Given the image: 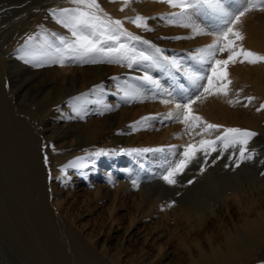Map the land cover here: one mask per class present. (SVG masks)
Masks as SVG:
<instances>
[{
  "label": "bare ground",
  "instance_id": "6f19581e",
  "mask_svg": "<svg viewBox=\"0 0 264 264\" xmlns=\"http://www.w3.org/2000/svg\"><path fill=\"white\" fill-rule=\"evenodd\" d=\"M177 2L179 1L177 0ZM234 6L242 7L243 4L237 2ZM171 8L170 10L174 11ZM177 13H181V10ZM253 13L242 17L241 22L235 25L233 30L240 32L244 37L242 41L237 42L238 46L264 55V10L260 13ZM188 15L190 18L188 17L189 19L183 24H177L172 19L173 22H168L171 29L168 37L176 40L173 42V52L176 54L175 57H167L164 61L166 64L162 62L161 65H155V69L151 68L150 71H147L150 75H153L156 70L163 69V72L158 74L152 82L141 84V87L135 90V94L132 93L134 88L130 85L128 90L125 91H122V87L112 89L104 87V85L99 88V91L97 90L98 92L95 91L97 93L92 97L90 95L86 96L81 101L88 103V107H93L92 112H95V119L91 116L90 120L85 119V114L83 110L81 112V108L77 106L78 104L72 106L74 108L72 111L81 113L82 119L92 121L91 123L100 134L99 136L98 133L96 134L98 136L97 140L89 147L92 148V156L84 154L78 158L76 160L77 163H80L78 166L74 167L68 165L69 163H60L61 156L65 151L61 152L58 146L69 145L67 137L65 135L58 138L50 137L51 135L49 136L47 133L48 128V130H43L37 123H34L32 114L22 109L21 103L18 101V95L10 91V81L4 78L3 84L9 101L6 104L4 103L5 112L0 113V218L7 224L11 223V227L13 226L12 223L18 221H20L19 225L23 228L26 227L21 231L8 226L4 229L11 239V244L8 245L7 249L20 253L22 264L27 263L25 262L26 257L22 255L25 250L22 244L17 245L14 240L18 238L21 241L25 231L26 233L30 231L36 239L39 235L38 222L36 225L28 211L24 210L22 214L19 210L22 203L27 204L26 200L29 201L28 205L30 203L34 205V200L27 194L28 190L36 189L38 191V199L45 202L48 215L54 219L58 217L59 212L57 208H53L57 204L54 203L53 196L56 194L59 185L69 189L75 187L79 180L90 187L105 185L115 192V198H119V195L125 197L129 192L141 193L147 185L154 182L157 169L160 167L166 169L171 156H180L179 153H183L186 145H191L189 151H192L193 148L201 146V141H215L217 136L224 135V129L227 128H239L255 132L256 135L248 141V144H250L257 134L260 136L261 131H264V108L261 107V105H264V62L256 64L247 62L230 63L226 68L227 80L231 81L230 84L227 81L218 83L215 78L211 85L205 83L207 79L194 81L193 74L213 76L212 65L200 59L201 53L199 50L213 43L218 32L224 27V20L227 18L211 12H208L206 17L200 15L201 18L195 19H192L190 13ZM203 22L205 25H202ZM194 29L202 31L198 33ZM226 58L227 53L216 55L217 60ZM216 67L219 68L218 65ZM105 76L106 74H103L102 78H105ZM63 79H68V76L64 75ZM206 87L210 88L213 93L218 94L209 95L204 91ZM224 89L228 90L227 95L223 94ZM203 94L204 96H202ZM198 96L201 97L200 100H196ZM248 97L254 99L249 101ZM124 99H129L134 103L144 102L146 107L136 111L132 116L121 113L117 119H112L111 115L108 117L110 113L122 107V100ZM189 100L193 101L190 105L192 114L201 116L203 121L207 122L203 127L199 126L201 122L193 121L191 125L187 126L182 122L187 109H177L176 105L183 106L188 104ZM62 103L58 99L55 103H52L53 105L50 106L47 117H56L59 111L62 110L60 119L64 120L62 126H65L68 123L67 116L69 115H67V112L72 107L65 100ZM85 109L86 107L84 111L87 110ZM169 113H172L174 118H168ZM98 117L103 118V123L96 120ZM69 119L71 121L75 120L74 117ZM55 123L58 124V121H55ZM207 124L221 127L211 130L207 128ZM161 128H165L166 133L159 136L157 130ZM107 141L112 143L114 141V144L118 146L108 153L107 158L102 160L99 155L102 153L103 148L108 145ZM171 146L176 147L171 150ZM212 147L215 148V151L209 148L208 152L221 151L223 153L224 150L221 148L225 146L221 142H216ZM145 149H151V151H143ZM157 149L162 150L158 151ZM196 154L204 153L197 152ZM229 157L227 156V159ZM130 161H132V166H130ZM218 162L219 157L210 162L212 166H215V170L209 164H204L199 168L200 171L203 169L201 172L208 179L207 186L202 184L201 189L208 191L210 182L219 185V181L215 180L216 171L221 170V168L226 169V167L221 161L219 164ZM125 163L127 164L125 165ZM153 163H155L154 166H152ZM231 164L235 166L233 161ZM237 165L232 170L238 168ZM148 166H152L151 172H147V169H150ZM208 170L212 172L209 173ZM232 170H229V176L234 172ZM153 178L154 180H151ZM241 185L227 180L226 187L222 191V203L220 204L213 199H208L204 205L206 209H203V207L180 208L179 214L186 221L185 228L198 227V230H194L188 238L184 233L178 236L179 244L189 247L188 243H195L197 246L196 252L190 251L188 253V264H264V255L259 256L257 254V250L262 247L264 240V211L261 207L264 203V201H261L264 195H243L242 193L247 194V191ZM161 193L160 190L150 192L146 200L147 206H144L145 209L137 210L134 213L123 232L122 246L132 238L137 223L142 217L149 219L163 212L165 205ZM259 201L261 202L259 203ZM236 213L242 221L240 225L242 228L238 225V227L236 226L237 231L234 232L229 229L225 219L228 218L235 223L234 215ZM143 218L142 220H144ZM193 218H195L194 221H192ZM165 221L167 222L161 221V224L155 227L153 232L147 231L146 228L143 230L140 228L144 232V236L139 248L141 252L139 259L144 261L145 264H167L170 257L179 258L174 251L173 238L166 235L167 232L162 230L165 224H169V217ZM213 223L226 226L225 245L214 240L215 233L210 231ZM173 226L174 230H179L177 222ZM202 233L205 234L207 244L199 241L198 236ZM173 234L175 236V233ZM38 245L43 248L40 243ZM63 245L67 256L72 260L74 259L75 263L76 248L67 238H63ZM4 247L0 245V264H9L5 256L7 250ZM91 248L93 255L89 258V261L97 264L99 259L95 258L97 248L94 243Z\"/></svg>",
  "mask_w": 264,
  "mask_h": 264
},
{
  "label": "rangeland",
  "instance_id": "374dc122",
  "mask_svg": "<svg viewBox=\"0 0 264 264\" xmlns=\"http://www.w3.org/2000/svg\"><path fill=\"white\" fill-rule=\"evenodd\" d=\"M237 2H241L243 6L235 7L234 4ZM96 3L99 6V11L88 9L85 4H77L73 0H0V113L5 112L4 106L9 101L3 84L4 78H7L10 81V91L18 95L22 109L32 114L34 123H37L43 130L48 128L47 133L49 136L51 135L50 137L58 138L64 135L67 137L69 145L58 146L61 152L65 151L61 156L60 163H69L68 165L74 167L80 165L76 160L84 154L92 156V148L89 147L100 134L91 123L92 121L82 119L81 113L72 111L74 109L72 106L78 104L81 112L83 110L85 114V119L90 120V116L95 119V112H92L93 107H88V103H83L81 101L83 98L89 95L92 97L104 85V87L112 89L122 87V91L128 90L130 85L134 88L132 93L135 94V90L141 87V84L152 82L158 74L163 72V69L156 70L153 75L147 71H150L151 68L155 69V65H161L167 57H175L173 42L176 40L168 37L171 30L168 22L171 19L177 24H183L190 18L188 13L192 15V19L201 18L200 15L206 17L208 12L222 15L219 10L203 2H197L192 9L188 10V13L183 15L177 13L181 10L180 8L175 7L174 9L167 0H128L127 6H125V0H96ZM168 5L174 11H171ZM221 6L224 11L235 13L242 10L247 4L245 0H221ZM77 8L95 13L105 22L103 24L97 22L96 28L92 30L90 28L84 32V35L94 40L97 48L103 51L82 57L68 47L76 40V37L73 36L70 27H65L58 21L67 19L69 15L74 14V10ZM64 9L71 11L63 13L61 10ZM262 11L255 8L247 14ZM162 12L166 14L164 15ZM137 15L146 18L144 22L147 27H138L131 22ZM109 18L113 21L120 20L122 26L113 28L108 25L106 20ZM224 18L228 17L225 16ZM202 25L205 23L203 22ZM134 37H138V39ZM130 64L131 66H129ZM164 64L166 63L164 62ZM103 74H106L105 78H102ZM64 75H67L68 79L64 80ZM205 83H208V80H205ZM57 99L61 103L65 100L72 107L67 112L69 116H67L68 123L65 126H62L64 120L60 119L62 110L56 117H47L50 106ZM144 104V102L134 103V101L124 99L122 100V107L110 113L108 117L111 115L112 119H117L121 113L132 116L136 111L145 108L146 104ZM85 107L86 111H84ZM72 117L75 120L69 119ZM96 120L103 123L102 117H98ZM55 121H58V124ZM164 129L157 130L159 136L166 133ZM261 135L257 134L252 142L246 145L245 154H251V159L241 158V145L226 149L222 147L223 153L221 151L209 152L207 156L196 154V158L175 176V184H169L162 178L167 174L169 165L166 169L160 167L157 169V173L155 172L158 182H155L156 179L153 178L151 180L154 182L147 185L143 192H129L125 197L119 195V198H115V192L105 185L90 187L85 182L82 183L81 180L75 184V187L69 189L59 185L56 194L53 196L54 203H57L53 208H57L60 215L58 214V217L54 219L48 215L45 202L38 199V191L36 189L28 190L27 194L35 201H33L34 205L31 203L28 205L29 201L26 200L27 204L22 203L19 206L22 210H19L22 214L24 210L28 211L36 225L38 222L39 235L36 239L30 231L28 233L25 231L22 238L20 237L22 242L17 238L14 243L23 245L25 251L24 254H21L26 257L25 262L27 263L25 264H94L89 261L93 255L91 248L93 243L97 248V254H95V258L99 259L97 264H145L139 259L141 254L139 248L144 236V232L140 228L142 230L146 228L147 231L153 232L155 227L161 224V221L166 223L165 220L169 217V224H165L162 230L168 233L166 235L173 238L174 251L179 258L172 256L167 264H188V253L190 251L196 252L197 246L195 243H188L189 247L179 244L178 236L184 233L188 238L194 230H198V227L185 228L186 221L179 214L180 208L203 207L206 209L204 205L208 199H213L218 204L222 203V191L226 187L227 180L242 184L247 191V194L242 193L243 195H264V131H261ZM106 143L108 145L103 148L99 155L102 160L107 158L108 153L118 146L114 144V141L113 143L111 141ZM227 156H230L229 159ZM217 157H219L218 164L221 161L226 167V169L221 168V170L216 171L215 180L219 181V185L210 182L208 191L201 189L202 184L207 186L208 179L199 168L204 164H209L215 170V166H212L210 162ZM173 159L178 160L180 156H171L169 164ZM232 161L235 166L238 164V168L233 169L234 172L229 176V170L235 167L231 164ZM132 165V161H130V166ZM154 165L155 163L152 166ZM229 165L232 166L228 167ZM152 166H148L150 169H147V172H151ZM208 172L211 173L212 171L208 170ZM158 189L162 192L164 200L163 212L149 219L142 217L144 220L142 218L139 220L132 238L122 246L123 232L130 219L137 210L145 209L144 206H147L146 200L149 193L159 191ZM261 201H264V198ZM261 207L264 211V203ZM225 221L229 229L234 232L237 231L238 225L242 228L240 226L242 221L237 213L234 215L235 223L228 218ZM175 222L179 225L178 231L174 230L173 224ZM19 224L20 221L14 222L11 227V223L7 224L0 218V245L5 246L4 249L7 250L5 256L9 264H22L23 261L21 262L20 253L7 249L11 244V239L4 229L7 226L20 231L26 228ZM112 224L113 227L111 228ZM225 227L223 224L213 223L210 228V231L215 233L214 240L223 245L226 243ZM198 237L199 241L207 244L205 234H199ZM63 238L71 241L73 247L76 248L75 263L74 259L72 260L67 256ZM102 248L103 250H101ZM257 254L259 256L264 255V240L262 247L257 250Z\"/></svg>",
  "mask_w": 264,
  "mask_h": 264
},
{
  "label": "snow or ice",
  "instance_id": "6c2138e0",
  "mask_svg": "<svg viewBox=\"0 0 264 264\" xmlns=\"http://www.w3.org/2000/svg\"><path fill=\"white\" fill-rule=\"evenodd\" d=\"M74 3L77 4H85L88 9H97L99 11V6L96 3V0H73ZM173 7H178L181 9V15L187 13L189 9H192L197 2H203L208 4L210 7H214L218 9L223 16L228 17L224 20V27L218 32L216 39L212 44L205 46L203 49H200V59L202 61H206L212 65V73L213 76H200L193 74V80H208V84L211 85L213 79L215 78L218 83H231L230 80H227L226 68L230 63L235 64L237 62L244 63L247 62L249 64H256L259 62H264V55L258 54L252 50L244 49L242 46H238L237 42L242 41L244 39L243 35L240 32L234 31L233 28L235 25L241 22V18L244 17L248 12L252 11L255 8H259L260 10H264V0H245L247 7H243L242 10H238L235 13H228L224 11L221 6V0H167ZM128 0H125V6H127ZM63 13H69L70 10L64 9L61 10ZM175 15V14H173ZM146 18L137 15L132 19V23L136 24L138 27H147L144 22ZM64 24L65 27H70L72 29L73 36L76 37V40L68 45L72 51L78 53L82 57H87L92 53L102 51L97 48L96 42L94 40L89 39L87 35H84L88 29H94L97 26V22L103 24L104 21L101 20L99 16H97L93 12H87L82 9H75L74 14L69 15L67 19L58 21ZM173 22L172 20L169 21ZM108 25H111L113 28H120L122 26V22L120 20H111L110 18L106 22ZM196 32H200L202 30L194 29ZM111 38V37H110ZM138 39V37H134ZM29 39H32L29 37ZM123 47V46H121ZM114 51V50H109ZM119 51V50H115ZM159 51V50H158ZM218 53H227V58L223 60H217L216 55ZM235 57V58H234ZM95 62V61H92ZM219 66L217 68L216 66ZM131 66V64L129 65ZM204 91L209 95H214L218 93H213L210 88H204ZM223 94L227 95L228 90L224 89ZM197 100H200L201 97H197ZM249 101L254 99L253 97L247 98ZM193 103L192 100H189L188 104L183 106L176 105L177 109H187V111L183 115L182 122L187 126L191 125L193 121L201 122L200 127H203L206 124V121H203V118L198 115H193L190 105ZM231 103V101H230ZM264 108V105H261ZM259 110V109H258ZM168 118H174L172 113L168 114ZM178 118V117H177ZM148 119V118H143ZM139 123V122H138ZM221 126L214 124H207V128L211 130H216ZM186 130H188L186 128ZM256 133L246 129L239 128H227L224 129V135L217 136L215 141H201V146L199 148H193L192 151L189 149L192 147L191 145H186L184 147V151L180 154V159H173L169 167L167 169V174L162 178L169 184H175V176L183 171L184 168L188 166L196 157L195 153L202 152L207 156L209 154L208 149L211 148L215 151V148L212 147L216 142H221L224 144L225 149L228 147H234L235 145H241L240 147V156L242 159H251V154L246 153V145L251 137L255 136ZM176 146H171V150H174ZM162 150V149H157ZM143 151H151V149H145ZM175 155V152L173 151ZM203 171V169H201ZM191 183V181H189Z\"/></svg>",
  "mask_w": 264,
  "mask_h": 264
}]
</instances>
